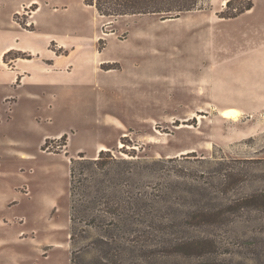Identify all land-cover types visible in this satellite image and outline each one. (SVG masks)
Masks as SVG:
<instances>
[{
  "label": "rangeland",
  "instance_id": "374dc122",
  "mask_svg": "<svg viewBox=\"0 0 264 264\" xmlns=\"http://www.w3.org/2000/svg\"><path fill=\"white\" fill-rule=\"evenodd\" d=\"M39 1L56 9L36 25L98 37L99 62L32 115L0 91V264H264V0L168 18Z\"/></svg>",
  "mask_w": 264,
  "mask_h": 264
},
{
  "label": "crops",
  "instance_id": "0c3cea01",
  "mask_svg": "<svg viewBox=\"0 0 264 264\" xmlns=\"http://www.w3.org/2000/svg\"><path fill=\"white\" fill-rule=\"evenodd\" d=\"M85 4L86 8L93 7L98 16L94 5ZM55 9L54 4L29 0L26 5L16 8L8 19L0 17L1 101L7 104L12 100L9 104L12 113L35 114L45 106L41 101L50 100L45 95L50 88L70 84L72 68L76 64L97 69L99 61L96 49L84 45L93 43L98 37L61 33L39 28L41 23L36 25V15L42 12V24L49 27L50 16ZM25 14L29 22L23 24L17 17ZM53 45L61 51L59 55L55 54ZM55 55L59 57L58 62L52 60ZM250 65L256 69L264 68V64L263 67ZM103 146L106 145L100 144L91 156L97 155Z\"/></svg>",
  "mask_w": 264,
  "mask_h": 264
},
{
  "label": "trees",
  "instance_id": "16d2710c",
  "mask_svg": "<svg viewBox=\"0 0 264 264\" xmlns=\"http://www.w3.org/2000/svg\"><path fill=\"white\" fill-rule=\"evenodd\" d=\"M231 0L227 1V4ZM89 5H94L98 12L101 15L106 16H122V15H135V14H148V13H157L164 15L165 18L168 17H177L183 12L191 11L195 9L199 0H85ZM253 1L249 2L243 8L237 9L236 13L231 16H237L247 10L253 8ZM20 56V55H17ZM26 56V55H23ZM67 137V135L62 136ZM48 142V139L46 143ZM44 149V148H43ZM107 151L101 150L99 152L98 158H88L87 155L83 152L79 153L81 159L71 158V177L74 179L76 173L75 164L80 160H91L94 164H104L103 160ZM74 239V233L71 236ZM198 248V247H197ZM182 252V251H181Z\"/></svg>",
  "mask_w": 264,
  "mask_h": 264
},
{
  "label": "bare ground",
  "instance_id": "6f19581e",
  "mask_svg": "<svg viewBox=\"0 0 264 264\" xmlns=\"http://www.w3.org/2000/svg\"><path fill=\"white\" fill-rule=\"evenodd\" d=\"M227 2V0H225L224 1V4ZM237 113V110L235 109V108H233V107H231V108H227V109H225L224 111H223V114H225V115H234V114H236ZM106 148H102V150H105Z\"/></svg>",
  "mask_w": 264,
  "mask_h": 264
}]
</instances>
